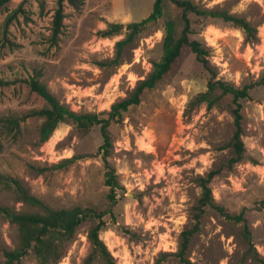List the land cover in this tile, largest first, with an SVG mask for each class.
I'll use <instances>...</instances> for the list:
<instances>
[{
	"label": "rangeland",
	"instance_id": "1",
	"mask_svg": "<svg viewBox=\"0 0 264 264\" xmlns=\"http://www.w3.org/2000/svg\"><path fill=\"white\" fill-rule=\"evenodd\" d=\"M193 1L244 17L258 29L259 41L247 42L231 22L191 14V37L206 48L212 70L185 47L173 70L110 126L107 160L119 183L115 203L106 184L100 125L83 132L60 123L41 143L43 118H22L47 105L30 81H41L78 112L109 110L162 58L166 22L177 19L181 27V9L164 0L163 15L124 47L121 63L114 61L116 43L127 31L110 37L99 31L110 22L126 25L147 18L155 0H85L80 8L68 4L56 41L57 0H11L0 9V117L21 118L18 126L0 124V264L7 262L6 252L20 245L19 228L4 209L43 211L21 198L16 180L52 208H111L101 237L115 264H178L170 253L178 250L181 232L194 222L202 191L198 179L218 168L221 172L211 181L214 198L232 214L245 210L263 263L250 250L243 222L212 207H207L188 255L196 264H264V82H259L264 80V0ZM212 77L236 87L255 85L243 101L245 156L231 166L226 161L233 156V95H224L213 107L189 105L208 89ZM93 224H82L59 264L82 263ZM13 264L39 261L31 251Z\"/></svg>",
	"mask_w": 264,
	"mask_h": 264
},
{
	"label": "trees",
	"instance_id": "2",
	"mask_svg": "<svg viewBox=\"0 0 264 264\" xmlns=\"http://www.w3.org/2000/svg\"><path fill=\"white\" fill-rule=\"evenodd\" d=\"M11 0H0V9ZM85 0H57V8L53 20V38L56 41L62 32L64 19L66 17L65 8L69 4L74 8H80ZM176 6L181 9V27L177 19H170L166 22L162 58L154 63L152 71L143 79H140L136 86L128 95L114 102L109 110L101 112H78L68 105L62 103L47 86L37 79H32L31 87L43 97L47 105L32 109L24 116H38L43 118L39 128V141L46 142L54 134L60 123H72L77 129L83 132L90 131L94 126L100 125L104 142L100 147L103 151V159L107 166L106 184L110 187L109 198L112 202H117L116 188L119 186L116 172L108 163V155L112 146V137L110 126L120 122L124 113L131 106L141 102L144 92L154 88L165 76H167L174 67V63L182 54L185 47L190 48L197 56L198 60L209 71L212 70L207 58V50L202 43L191 37L192 19L191 14L204 18H220L224 21L233 23L240 27L245 35V40L250 43L259 41L258 29L254 27L244 17L230 14L226 10L201 7L193 0H172ZM164 11V0H155L152 13L141 21H133L128 24L110 22L108 26L99 31L103 37H110L126 32V37L117 41V55L115 63H121L123 49L127 44L134 42L136 37L151 23L157 21ZM13 15L9 17L11 19ZM180 27V28H179ZM261 83L264 80L259 81ZM3 83L0 80V84ZM254 84H247L243 87H236L221 79L212 77L206 91L200 92L189 105L207 103L208 107L215 106L219 100L226 94L233 95V114L235 130L230 143L233 156L226 161L231 166L241 161L245 156V143L243 140V101L251 97V90ZM221 90V92H218ZM21 118L0 117V124L5 121L8 124L18 126ZM76 157L65 159V162L72 161ZM221 172V169L211 170L207 176H201L198 181L202 189L198 204L193 212L194 222L192 225L181 232L179 248L170 254L177 258L178 264H196L188 255V250L193 237L201 230L202 218L207 207L218 210L227 218L237 222H243V235L245 236L250 250L254 249L252 242V232L246 221L245 210L232 214L225 210V207L218 204L214 198L211 181ZM21 198L27 203L43 209L42 212H29L4 209L10 222L17 224L20 231V245L15 250L6 252V264H13L31 251L39 261V264H59V261L65 256L70 245L76 238V235L82 224L92 220L94 224L87 232L89 250L83 258L81 264H115L114 257L108 248V245L101 237V231L107 226L105 216L112 209L99 210L96 206H74L63 208H52L44 203L37 196L30 194L17 180ZM264 204V201H262ZM255 259L263 263L255 250Z\"/></svg>",
	"mask_w": 264,
	"mask_h": 264
}]
</instances>
